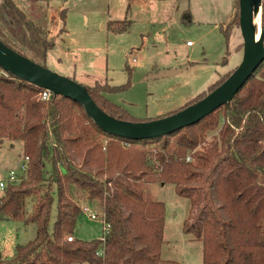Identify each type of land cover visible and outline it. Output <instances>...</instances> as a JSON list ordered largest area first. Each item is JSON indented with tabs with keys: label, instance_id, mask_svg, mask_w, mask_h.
I'll list each match as a JSON object with an SVG mask.
<instances>
[{
	"label": "trees",
	"instance_id": "obj_1",
	"mask_svg": "<svg viewBox=\"0 0 264 264\" xmlns=\"http://www.w3.org/2000/svg\"><path fill=\"white\" fill-rule=\"evenodd\" d=\"M3 8L16 24H26L31 37L20 38L9 23L0 38L47 66L54 45L50 32L27 18L14 0H3ZM117 23H109L115 32L130 24ZM223 32L229 41V29ZM128 83L112 90L98 82L87 87L106 112L148 120L106 96ZM42 92L0 66V148L5 140L11 145L22 140L23 155L29 157L20 179L3 189L0 220L36 224L34 238L18 242L11 256L0 254V264H182L163 255L166 204L151 189L158 182L172 183L188 200L182 228L203 242L205 263L264 264V54L229 103L192 125L154 137L104 132L78 101L60 94L45 99ZM79 194L99 201L109 223L101 237L76 236L84 216Z\"/></svg>",
	"mask_w": 264,
	"mask_h": 264
},
{
	"label": "rangeland",
	"instance_id": "obj_2",
	"mask_svg": "<svg viewBox=\"0 0 264 264\" xmlns=\"http://www.w3.org/2000/svg\"><path fill=\"white\" fill-rule=\"evenodd\" d=\"M186 1L49 0L46 15L43 0H14L27 18H34L51 31L54 45L48 51V67L85 85L110 84L111 90L115 84L129 82L125 89L111 95L106 93V96L126 107L132 116L142 119L173 113L200 93L206 95L241 61L243 39L239 38V7L234 19L225 27L231 34L227 41L219 24L201 22L208 16L197 3L193 2L195 10L191 21L186 23L185 18L189 19L185 17L186 9L190 8ZM62 10L65 22L61 18ZM46 20L48 27L42 23ZM113 20L120 21L116 25L126 20L131 22L126 30L115 32L109 24ZM9 23L20 38L31 37L26 24H16L13 17L4 14L3 0H0V33L8 32L4 27ZM61 27L64 29L60 30ZM188 40L194 45L188 46ZM152 67L155 71L170 67L185 69L173 76L148 78L146 71ZM9 143L5 140L0 148V180H4L11 169L19 175L22 173L23 141ZM161 184L158 182L151 189L154 197L166 204L163 255L182 264H209L202 259L203 242L185 234L182 228L188 200L176 192L172 183ZM2 194L0 186V197ZM78 201L89 204L103 217L98 200L88 202L79 194ZM31 207L32 202H29V210ZM101 217L94 219L84 214L76 236L81 239L101 237L105 232ZM35 234L34 222L0 220V253L11 256L18 242L25 243Z\"/></svg>",
	"mask_w": 264,
	"mask_h": 264
},
{
	"label": "water",
	"instance_id": "obj_3",
	"mask_svg": "<svg viewBox=\"0 0 264 264\" xmlns=\"http://www.w3.org/2000/svg\"><path fill=\"white\" fill-rule=\"evenodd\" d=\"M263 0H239V28L243 53L239 64L219 85L181 109L153 119L127 120L106 112L91 96L87 85L22 54L0 38V66L55 95H64L82 104L93 121L104 131L125 138L141 139L173 132L192 125L224 103H229L259 66L264 54L262 28ZM185 67L163 69L152 78L173 76Z\"/></svg>",
	"mask_w": 264,
	"mask_h": 264
},
{
	"label": "crops",
	"instance_id": "obj_4",
	"mask_svg": "<svg viewBox=\"0 0 264 264\" xmlns=\"http://www.w3.org/2000/svg\"><path fill=\"white\" fill-rule=\"evenodd\" d=\"M43 1L45 3V13L47 15V7H48V4H49V0H43ZM193 2L201 5L203 7V13L208 16V18H203L206 21H201V22L215 23V25H217V26L219 24L220 25L219 27L222 30V32H223V29L227 26V24L231 23V21L234 19V17L237 14V11H238V5H237L238 0H205V1H203V0H187L186 3L190 6L191 9L190 8L186 9L185 17H189V19L185 18V22L186 23L191 21L190 17L192 16V13H194L195 7L193 6ZM34 8L35 7H32V9H34ZM63 12H64V10L61 11V15H62ZM61 18L65 22V20L63 19L62 16H61ZM208 20H210V21H208ZM129 22H131V21H129ZM42 23L45 24V26L48 27L47 20L42 22ZM62 29H64V27H61L60 30H62ZM48 31L51 33L50 30H48ZM53 34H55V33H53ZM223 34H224V32H223ZM239 38H241V36ZM188 41H190V40H188ZM187 45L191 46V45H194V43H192V44H188L187 43ZM237 49H238V46H237ZM240 58H242V57H240ZM153 68L154 67H152L150 70L146 71L147 72L146 74L148 75V78H152L151 77L152 73L156 72ZM170 68H167V69H170ZM172 68H177V67H172ZM109 95H111V93ZM1 255L2 256H8V255H4V254H1Z\"/></svg>",
	"mask_w": 264,
	"mask_h": 264
},
{
	"label": "built area",
	"instance_id": "obj_5",
	"mask_svg": "<svg viewBox=\"0 0 264 264\" xmlns=\"http://www.w3.org/2000/svg\"><path fill=\"white\" fill-rule=\"evenodd\" d=\"M188 44H192V41H188ZM52 95V92L48 89H43L42 92V96L43 98H50V96ZM29 157L28 156H24V160L21 164V175L24 173V171H26L27 169V161H28ZM20 173H18L17 171H15L14 169H11L9 172V175L4 179V180H0V186L4 189V187L6 186L8 181H15L20 179L21 175H19ZM82 206V210L84 212V214H86L88 217L90 218H100L101 216L99 214H97L95 211H93V209L91 208V206L89 204L86 203H81ZM103 216V214H101ZM101 219L104 222V230L107 231V229L109 228V223L105 222L104 216L101 217ZM73 238V236H68V239L71 240Z\"/></svg>",
	"mask_w": 264,
	"mask_h": 264
}]
</instances>
